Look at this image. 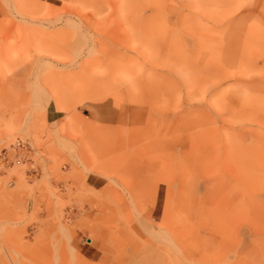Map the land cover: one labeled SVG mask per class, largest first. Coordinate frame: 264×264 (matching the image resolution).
<instances>
[{
    "label": "rangeland",
    "instance_id": "1",
    "mask_svg": "<svg viewBox=\"0 0 264 264\" xmlns=\"http://www.w3.org/2000/svg\"><path fill=\"white\" fill-rule=\"evenodd\" d=\"M0 264H264V0H0Z\"/></svg>",
    "mask_w": 264,
    "mask_h": 264
},
{
    "label": "built area",
    "instance_id": "2",
    "mask_svg": "<svg viewBox=\"0 0 264 264\" xmlns=\"http://www.w3.org/2000/svg\"><path fill=\"white\" fill-rule=\"evenodd\" d=\"M13 149H17L18 152H22L24 150V145L22 143H17L15 144V146L13 147ZM15 162H19L20 161V156L19 154H17L15 156V159H14Z\"/></svg>",
    "mask_w": 264,
    "mask_h": 264
},
{
    "label": "crops",
    "instance_id": "3",
    "mask_svg": "<svg viewBox=\"0 0 264 264\" xmlns=\"http://www.w3.org/2000/svg\"><path fill=\"white\" fill-rule=\"evenodd\" d=\"M55 111H46V119L54 120L55 118Z\"/></svg>",
    "mask_w": 264,
    "mask_h": 264
},
{
    "label": "bare ground",
    "instance_id": "4",
    "mask_svg": "<svg viewBox=\"0 0 264 264\" xmlns=\"http://www.w3.org/2000/svg\"><path fill=\"white\" fill-rule=\"evenodd\" d=\"M19 163V162H18Z\"/></svg>",
    "mask_w": 264,
    "mask_h": 264
}]
</instances>
